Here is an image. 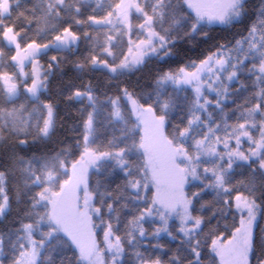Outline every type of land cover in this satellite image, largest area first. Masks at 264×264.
Masks as SVG:
<instances>
[{
	"label": "snow or ice",
	"instance_id": "1",
	"mask_svg": "<svg viewBox=\"0 0 264 264\" xmlns=\"http://www.w3.org/2000/svg\"><path fill=\"white\" fill-rule=\"evenodd\" d=\"M5 221L0 264H264V0H0Z\"/></svg>",
	"mask_w": 264,
	"mask_h": 264
},
{
	"label": "trees",
	"instance_id": "2",
	"mask_svg": "<svg viewBox=\"0 0 264 264\" xmlns=\"http://www.w3.org/2000/svg\"><path fill=\"white\" fill-rule=\"evenodd\" d=\"M65 111H66L65 106L61 105V114L63 115ZM9 219H11V217H9ZM6 226H7V221H5L4 223L0 224V228H4Z\"/></svg>",
	"mask_w": 264,
	"mask_h": 264
}]
</instances>
